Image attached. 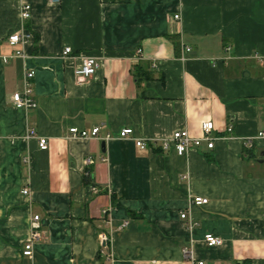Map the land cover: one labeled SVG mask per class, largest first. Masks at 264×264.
I'll return each mask as SVG.
<instances>
[{
  "label": "crops",
  "instance_id": "crops-1",
  "mask_svg": "<svg viewBox=\"0 0 264 264\" xmlns=\"http://www.w3.org/2000/svg\"><path fill=\"white\" fill-rule=\"evenodd\" d=\"M20 31L31 37L11 47ZM81 57L98 63L91 79L73 75ZM26 72L37 107L17 110ZM205 122L212 150L152 145L201 137ZM70 128L99 133L72 139ZM124 128L133 134L117 139ZM261 131L264 0H0V264H264ZM208 234L221 245L206 246Z\"/></svg>",
  "mask_w": 264,
  "mask_h": 264
},
{
  "label": "built area",
  "instance_id": "built-area-1",
  "mask_svg": "<svg viewBox=\"0 0 264 264\" xmlns=\"http://www.w3.org/2000/svg\"><path fill=\"white\" fill-rule=\"evenodd\" d=\"M52 2H59V0H50ZM30 17V6L27 4L21 3L20 7V19L22 21L28 20ZM174 19H178V16H175ZM31 36L26 33L25 31H20L16 32L12 35H10L7 39L8 44L11 47H14L18 44H23L26 39H29ZM72 53L70 48H65L62 53L61 57L62 58H67L69 55ZM191 53V48L189 47H184L182 56L180 58L181 61H185L188 58V55ZM17 55H20L17 53ZM98 68V63L97 61L92 58V57H81L79 58V66L74 69L73 75L76 79H84L88 80L91 79L96 70ZM34 72H26L23 74V82H24V89L23 91L16 92L12 95L11 98V104L14 109L17 110H29V109H35L37 107L36 102L31 98V85H30V80L33 78ZM201 131L202 135L201 137H192L189 135V133L186 130H181V131H176L174 132L170 138L168 139H162L158 141H154L152 145L157 144V146L160 148L162 151H167L169 149H173L174 152L178 156H184L187 154L192 149H197L202 143L206 144V147L209 150H212L215 145V141L217 138L214 136V128L212 122H205L201 125ZM99 133V128H93L91 132H86V131H79L76 128H70L68 130V135L69 138L72 139H90V138H97ZM133 134L132 129L130 128H124L119 131L117 134V139L122 140L125 138L130 137ZM259 139H264V131H261L257 134V137ZM112 139V136L107 135L105 140H110ZM38 147L40 150H46L47 149V140L45 138H38L37 140ZM136 148L139 150H147L148 149V144L141 139L135 140L134 141ZM245 146L250 148L252 146V141L247 140L244 142ZM92 162L91 158L86 159V165H90ZM90 192L93 194H97L98 191L95 187L89 186ZM23 195L28 194L27 190L22 191ZM208 204V200L206 198L202 197H194L191 200V205L193 206H204ZM105 213V212H104ZM181 220H185L186 214L185 213H180L179 215ZM39 220L38 216H35L33 218L34 222H37ZM128 224V222H123L122 228L125 227ZM191 228V226H190ZM39 234L37 232H32L31 237L29 241L24 244L23 250H22V256L28 259H31L34 255L33 251V246L34 243L39 240ZM104 246H105V239L103 240ZM204 243L208 247H216L221 245L222 240L218 237H215L213 235H206L204 237ZM103 246V247H104ZM183 256L185 259H188L190 261H193L194 258L187 249H184L182 252ZM196 264H203L201 262H198Z\"/></svg>",
  "mask_w": 264,
  "mask_h": 264
},
{
  "label": "trees",
  "instance_id": "trees-1",
  "mask_svg": "<svg viewBox=\"0 0 264 264\" xmlns=\"http://www.w3.org/2000/svg\"><path fill=\"white\" fill-rule=\"evenodd\" d=\"M83 175H84V183L86 185H91L92 182H91V176L89 170L88 169L85 170Z\"/></svg>",
  "mask_w": 264,
  "mask_h": 264
},
{
  "label": "water",
  "instance_id": "water-1",
  "mask_svg": "<svg viewBox=\"0 0 264 264\" xmlns=\"http://www.w3.org/2000/svg\"><path fill=\"white\" fill-rule=\"evenodd\" d=\"M103 246H104V244H103Z\"/></svg>",
  "mask_w": 264,
  "mask_h": 264
}]
</instances>
